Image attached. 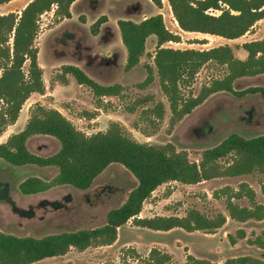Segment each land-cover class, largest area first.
I'll return each mask as SVG.
<instances>
[{
    "label": "rangeland",
    "instance_id": "1",
    "mask_svg": "<svg viewBox=\"0 0 264 264\" xmlns=\"http://www.w3.org/2000/svg\"><path fill=\"white\" fill-rule=\"evenodd\" d=\"M20 3V8L13 3L0 8V14L19 13L25 2ZM74 14L72 20L58 22L53 12L42 17L37 46L45 94L31 96L19 120L8 128L0 144L23 131L33 111L40 105L45 109L58 110L88 136L106 132L112 123H118L136 141L156 146L173 145L177 151L187 152L190 160L197 163L205 150L217 146L231 134L247 139L264 135V98L260 94L244 98L225 92L214 94L171 126L172 112L160 88L154 64L156 38L148 39L146 54L140 64L127 72V51L121 33L115 30L116 23L121 19L141 22L162 14L167 29L182 38L180 43L171 42L164 47L209 50L229 45L237 58L246 60L248 54L243 45L264 38V20L244 37L227 40L182 31L167 0H163L162 9L150 0H81L74 6ZM103 16L109 18L110 24H104L95 35L91 27ZM64 65L80 67L103 86L120 85L123 88L121 96L104 98L99 104L92 91L77 84L71 75L67 76V84L62 82ZM146 65L154 67L156 78L152 85L143 89L140 85L148 76ZM225 73L224 67L206 65L185 93L197 95L204 85L222 78ZM253 87H264V74L235 83L238 91ZM159 103L164 104L166 113L163 120L157 121L145 111ZM132 107H135L134 113L130 112ZM27 147L32 154L46 158L55 155L61 145L53 137L34 136L28 140ZM58 173L56 167H15L0 160V230L17 237L43 238L64 232L97 229L106 224L111 210L125 204L130 192L138 185L136 178L124 166L112 164L86 191L72 186H59L31 196H24L19 191V185L29 178L50 182ZM263 182L264 174L261 173L218 178L197 185L173 182L160 187L144 204L141 218L184 217L191 209H197L211 219L219 214L226 216V224L212 234L203 231L189 233L182 229L153 231L139 228L130 221L119 229L118 240L112 246L92 247L84 252L71 249L66 256L35 264H124V259L126 264H148L146 261L154 248L172 255L173 260L169 264H185L188 255L214 264L242 257L250 259L248 264H264V249L254 244L264 234V220L240 223L232 220L227 210L231 191H237L242 184H248L256 193V202L264 205ZM169 190L172 193L167 196ZM233 201L242 207H251L248 199ZM239 230L245 231L246 238L232 245L230 235L236 236ZM133 249L142 258H137Z\"/></svg>",
    "mask_w": 264,
    "mask_h": 264
},
{
    "label": "trees",
    "instance_id": "2",
    "mask_svg": "<svg viewBox=\"0 0 264 264\" xmlns=\"http://www.w3.org/2000/svg\"><path fill=\"white\" fill-rule=\"evenodd\" d=\"M12 1L15 0H0V7ZM77 1L32 0L21 13L0 14V139L9 127L17 123L31 96L45 94L46 86L37 46L42 17L53 12L57 22L71 19V7ZM150 1L159 9L163 8V0ZM167 1L180 29L187 33L236 40L250 33L258 22L264 20V0ZM107 22L106 16L95 22L91 27L93 34L97 35ZM118 28L127 51V72L140 64L146 54L148 39L156 38L154 64L160 88L172 112L171 126L217 93L225 92L237 98L260 94L264 98V87L242 91L235 89L238 80L264 74V38L245 43L243 49L248 57L242 60L235 56L229 45L209 50L164 47L167 43H180L182 38L167 29L162 14L141 22L121 19ZM209 64L226 68L225 75L204 85L197 95L188 91L186 94L201 69ZM62 70L64 84H67V76L71 75L77 84L92 91L99 104L104 98L120 97L122 94L123 88L120 85L103 86L78 66L64 65ZM146 70L147 79L140 85L143 89L152 85L156 78L154 67L146 65ZM130 112L134 113L135 107ZM165 113L163 103L145 111L146 115L157 121L163 120ZM34 136L53 137L61 148L55 155L46 158L32 154L27 142ZM0 160L15 167L36 165L58 168V175L50 182L36 177L22 182L19 191L24 196L46 193L59 186H72L86 191L112 164L124 166L138 181L125 204L111 210L106 224L100 228L64 232L43 238L17 237L0 230V264H35L49 258L66 256L71 249L84 252L92 247L112 246L118 240L119 229L130 221L139 228L153 231L182 229L189 233L216 232L227 222V217L222 214L211 219L199 210L191 209L184 217L140 216L144 204L163 185L173 182L197 185L218 178L264 174V135L247 139L231 134L217 146L205 150L201 161L197 163L190 160L187 152H179L173 145L156 146L136 141L118 123H112L106 132L88 136L58 110L45 109L40 105L33 111L23 131L0 144ZM261 190L264 195V182ZM171 193L169 190L166 195L170 196ZM231 193L227 199V210L232 220L240 223L264 220V205L256 202V193L248 184H242ZM234 199H248L251 207H242ZM245 238L244 230H239L236 236L230 235L232 245ZM254 244L264 249V234ZM133 254L137 258L141 257L135 249ZM172 260V255L154 248L146 262L169 264ZM249 260L248 257H242L230 259L224 264H248ZM124 262L126 264L125 259ZM185 264L214 263L188 255Z\"/></svg>",
    "mask_w": 264,
    "mask_h": 264
},
{
    "label": "crops",
    "instance_id": "3",
    "mask_svg": "<svg viewBox=\"0 0 264 264\" xmlns=\"http://www.w3.org/2000/svg\"><path fill=\"white\" fill-rule=\"evenodd\" d=\"M21 1H23V2H25L24 3V7H23V9L32 1V0H15V1H12L11 3H9V4H16L15 6H19V8H20V6H21ZM19 2V3H18ZM79 2H81V0H79V1H77V2H75L73 5H72V7H71V13H72V18L71 19H65V20H63V21H66V20H72L73 19V17H75V14H74V6H76V4H78ZM27 3V4H26ZM9 4H6V5H9ZM6 5H3V6H1L0 8H4V6H6ZM22 11V10H21ZM21 11L19 12V13H21ZM2 15H4V13H2ZM155 16V15H154ZM108 18V17H107ZM108 20H109V18H108ZM106 25L105 26H107L108 24H110V20L107 22V23H105ZM116 28H115V30H116V33H118V31H119V28H118V24L116 23V26H115ZM118 34H120V31H119V33ZM121 35V34H120Z\"/></svg>",
    "mask_w": 264,
    "mask_h": 264
}]
</instances>
